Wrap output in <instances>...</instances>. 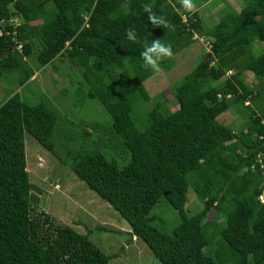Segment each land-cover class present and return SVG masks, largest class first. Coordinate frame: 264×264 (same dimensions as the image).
<instances>
[{
    "label": "trees",
    "instance_id": "trees-1",
    "mask_svg": "<svg viewBox=\"0 0 264 264\" xmlns=\"http://www.w3.org/2000/svg\"><path fill=\"white\" fill-rule=\"evenodd\" d=\"M243 1L239 12L205 26L180 0H0V81L16 78L24 88L35 74L33 57L41 68L64 58L79 69L89 89L75 95L96 100L108 119L81 122L77 131L64 124L70 138L61 142V163L161 264H264V111H251L239 132L217 121L264 96V51L252 46L264 42V0ZM144 4L174 27L152 26ZM18 16L14 28L9 20ZM195 36L209 40V53L173 86L178 107L171 111L165 95L151 100L145 83L154 71L141 52L160 39L175 54ZM246 72L254 84H246ZM57 113L46 97L31 104L15 93L0 104V264H109L112 257L69 226L46 230L50 248L32 237L30 207L41 190L29 180L25 134L58 151ZM189 188L202 205L192 215ZM162 200L177 215L170 233L153 225Z\"/></svg>",
    "mask_w": 264,
    "mask_h": 264
},
{
    "label": "rangeland",
    "instance_id": "rangeland-1",
    "mask_svg": "<svg viewBox=\"0 0 264 264\" xmlns=\"http://www.w3.org/2000/svg\"><path fill=\"white\" fill-rule=\"evenodd\" d=\"M193 3L194 7L190 12L198 11L205 26H211L226 12H239L245 4L243 0H193ZM10 6L12 7V4ZM10 20L15 21L14 18ZM16 22L21 24L20 16L17 17ZM195 39L173 57L162 59L161 62L168 59L167 64L160 63L161 70L154 71L153 76L145 83L151 100L155 101L162 94L165 95L168 99L165 106L171 111H175L178 107L173 99V86L199 64L204 54L209 53V40L197 36ZM35 45H37L36 49L39 48L38 42ZM252 46L257 53L264 51V42H257ZM29 63L35 74L32 81L24 88L18 89L16 78L0 81V104L15 93L31 104H36L42 97H46L59 115L54 135L58 151L48 152L33 137L25 134L26 169L29 180L41 190L35 192L38 201L32 202L30 207L32 237L40 245L50 248L53 238L49 235L50 239H48V232H52L59 226H69L82 235H88V239L105 255L112 256L109 264H161L141 240L131 236L127 223L107 203L79 181L65 164L61 163L59 156L62 157L66 151L61 142L70 138V135L66 134L64 124H70L69 127L77 131L78 124L81 122L83 123L81 127H84L87 122H103L108 119L96 100H81L80 95H75L78 87L84 93H87L89 89L88 85L82 81L79 69L70 66L64 58H58L43 68L39 67L34 57L29 59ZM211 65L213 66L214 63ZM234 72L236 70L229 71L226 78ZM243 75L246 84L249 85L251 81L252 84L256 82L250 73L246 72ZM218 85L219 82L211 83L212 87H218ZM150 101L144 106L150 108L152 106ZM249 106V108L241 105L233 106L222 113L217 121L235 132L245 130L251 111H255L258 115L264 111V96L256 102H251V105L249 103ZM71 128L69 129L72 130ZM259 198L263 202L264 197ZM186 208L191 215L202 208L191 188L187 193ZM153 217L155 218L153 225L162 232L170 233L177 223L176 213L164 200L155 208ZM208 218L213 220V213H210ZM101 227L110 232L97 230Z\"/></svg>",
    "mask_w": 264,
    "mask_h": 264
},
{
    "label": "clouds",
    "instance_id": "clouds-1",
    "mask_svg": "<svg viewBox=\"0 0 264 264\" xmlns=\"http://www.w3.org/2000/svg\"><path fill=\"white\" fill-rule=\"evenodd\" d=\"M181 6L185 10H191L194 7L193 0H180ZM143 11L148 13V20L151 22L154 27H174L170 22L162 15L158 16L152 10V5L144 4ZM126 35L129 40L136 41V32L132 29H126ZM174 53L172 51L171 45H166L161 42L160 39H155L152 41L150 46H146L144 51L141 52V57L144 61V66L146 68H151L153 71L159 72L160 61L164 58L173 57ZM203 163V160L200 161Z\"/></svg>",
    "mask_w": 264,
    "mask_h": 264
},
{
    "label": "built area",
    "instance_id": "built-area-1",
    "mask_svg": "<svg viewBox=\"0 0 264 264\" xmlns=\"http://www.w3.org/2000/svg\"><path fill=\"white\" fill-rule=\"evenodd\" d=\"M14 19H15V21H14V20H10L9 23L12 24L13 27L15 28V27L19 26L20 23H17V22H16L17 17H15ZM12 21H14V22H12ZM8 34H9V33H8ZM12 34L15 35V32H13ZM13 40L15 41V38H13ZM15 42L17 43L16 49H17V50H21V48H22V44H21V42H17V41H15Z\"/></svg>",
    "mask_w": 264,
    "mask_h": 264
},
{
    "label": "crops",
    "instance_id": "crops-1",
    "mask_svg": "<svg viewBox=\"0 0 264 264\" xmlns=\"http://www.w3.org/2000/svg\"><path fill=\"white\" fill-rule=\"evenodd\" d=\"M30 81H32V77H31Z\"/></svg>",
    "mask_w": 264,
    "mask_h": 264
}]
</instances>
